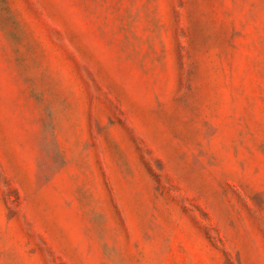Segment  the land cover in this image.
I'll list each match as a JSON object with an SVG mask.
<instances>
[{
  "label": "rangeland",
  "instance_id": "obj_1",
  "mask_svg": "<svg viewBox=\"0 0 264 264\" xmlns=\"http://www.w3.org/2000/svg\"><path fill=\"white\" fill-rule=\"evenodd\" d=\"M0 264H264V0H0Z\"/></svg>",
  "mask_w": 264,
  "mask_h": 264
}]
</instances>
